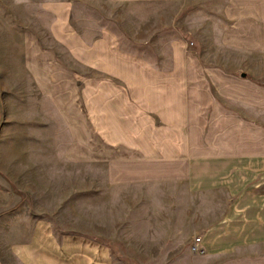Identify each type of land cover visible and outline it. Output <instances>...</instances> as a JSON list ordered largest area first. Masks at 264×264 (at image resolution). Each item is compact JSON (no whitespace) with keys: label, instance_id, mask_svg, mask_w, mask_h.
Returning <instances> with one entry per match:
<instances>
[{"label":"crops","instance_id":"obj_1","mask_svg":"<svg viewBox=\"0 0 264 264\" xmlns=\"http://www.w3.org/2000/svg\"><path fill=\"white\" fill-rule=\"evenodd\" d=\"M236 5L242 18L237 64L218 72L219 85H187L192 79L187 64L163 73L132 69L131 59L120 55L110 62L113 41L106 32L90 48L95 68L90 137L71 135L74 139L52 133V77L63 74L53 73L50 50L43 49L37 63L39 49L25 43L21 37L29 34L19 31L35 28L29 21L35 11L17 8L24 17L22 25L20 16L15 21V68L11 61L0 67L3 84L15 85V105L5 109L15 117L0 126H15L14 133L0 132V174L15 184V220L0 239L15 241L5 246L0 240V264H115V239L135 236L161 243L131 242V253L156 255L145 264H264V0ZM245 38L251 45L246 54L240 50ZM68 141L77 143L78 153L90 152V230L65 225L71 221L67 212L47 202L53 189L52 142ZM117 206L124 208L121 219ZM117 221L126 226L139 221L143 230L121 234Z\"/></svg>","mask_w":264,"mask_h":264},{"label":"rangeland","instance_id":"obj_2","mask_svg":"<svg viewBox=\"0 0 264 264\" xmlns=\"http://www.w3.org/2000/svg\"><path fill=\"white\" fill-rule=\"evenodd\" d=\"M236 2L237 0H0V67L4 70L3 66L8 68L6 65L12 62L11 69L15 68V21L18 22L17 18L20 16L19 23L22 25L24 17L16 12L17 8L22 11L30 6L35 13L34 18L29 21L35 28L20 29L21 33L29 34L21 38L39 49L36 51L37 63L41 62L43 49L50 50L53 73L63 74L59 78L52 77L51 105L52 114L56 115L53 116L52 133L67 134L69 139L74 134L90 137L91 77L95 70L90 49L93 43L105 39L104 34L110 32L113 41L110 45L113 48L110 62L115 55H120L131 59L132 69L145 68L163 73L176 70L178 64L180 69L187 64L189 76L192 75L187 85H219L214 81L218 72L225 68L235 69L237 64V21L241 22L242 18L237 14ZM244 20L246 21V16ZM241 49L245 54L251 51L250 42L246 38ZM104 55L101 66L105 68L109 62L107 53ZM177 55L185 58L199 55L201 60L179 62L175 58ZM221 56L225 58L223 61L218 59ZM4 59L9 62H4ZM241 74L238 73L237 76L243 77ZM243 78L250 79L251 76L246 73ZM3 82L4 79L0 76V126L13 121L15 117L5 110L7 104L15 105V85H5ZM65 85L66 91H55L56 87L65 88ZM58 107L62 109L61 116L57 114ZM0 132L14 133L15 126H5ZM65 144L67 152L64 150ZM76 144L75 141L52 142L50 166L53 189L47 202L52 207H59V212H67L71 221L65 222V225L90 230V152L78 153L74 149ZM0 181H4V189L0 190V232L6 234L12 229L15 220V184L6 183L1 174ZM76 183H82L84 188L74 189ZM21 208L28 210L27 206ZM123 209V206L116 207L117 219L124 216ZM116 229L121 234L128 229L129 236L133 231L137 235L143 230V225L135 221L126 226L123 221H117ZM0 240L5 242V246L7 241H15L6 237ZM101 240L107 242L106 237ZM125 240L127 243H124ZM115 242V264H145L147 258L156 256L131 253L132 243L135 246L145 245L146 242L153 246L161 244L156 238L139 236L116 238Z\"/></svg>","mask_w":264,"mask_h":264},{"label":"built area","instance_id":"obj_3","mask_svg":"<svg viewBox=\"0 0 264 264\" xmlns=\"http://www.w3.org/2000/svg\"><path fill=\"white\" fill-rule=\"evenodd\" d=\"M199 241H200V238L197 237V238H196V243L193 245V249H194L195 251H197V252L200 251V248H199V246H198Z\"/></svg>","mask_w":264,"mask_h":264},{"label":"water","instance_id":"obj_4","mask_svg":"<svg viewBox=\"0 0 264 264\" xmlns=\"http://www.w3.org/2000/svg\"><path fill=\"white\" fill-rule=\"evenodd\" d=\"M242 76H245V74H243Z\"/></svg>","mask_w":264,"mask_h":264}]
</instances>
